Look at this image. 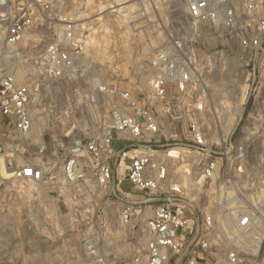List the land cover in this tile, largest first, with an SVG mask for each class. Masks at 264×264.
I'll return each instance as SVG.
<instances>
[{
  "label": "built area",
  "instance_id": "1",
  "mask_svg": "<svg viewBox=\"0 0 264 264\" xmlns=\"http://www.w3.org/2000/svg\"><path fill=\"white\" fill-rule=\"evenodd\" d=\"M50 4L0 0V172L63 209L115 198L120 223L147 234L132 264H239L241 245L263 258L264 153L250 149L264 111L210 103L195 46L171 34L125 83L105 80L82 56L84 23ZM181 8L224 30L247 65L264 59V0Z\"/></svg>",
  "mask_w": 264,
  "mask_h": 264
},
{
  "label": "rangeland",
  "instance_id": "2",
  "mask_svg": "<svg viewBox=\"0 0 264 264\" xmlns=\"http://www.w3.org/2000/svg\"><path fill=\"white\" fill-rule=\"evenodd\" d=\"M49 1L54 17L77 16L84 23L82 56L105 80L124 82L121 79L148 61L171 34L195 46L210 103L233 100L239 108L245 97L246 109L264 111V59L247 65L224 30L187 19L181 0ZM250 151L264 153V132ZM39 189L0 172V264H132L136 255L143 254L147 234L134 223H120L115 198H96L98 209H63L45 194L47 189ZM210 204L201 199L200 210L213 212ZM88 239L97 243L95 254L85 248ZM239 248V264H264V257H256L247 245Z\"/></svg>",
  "mask_w": 264,
  "mask_h": 264
},
{
  "label": "bare ground",
  "instance_id": "3",
  "mask_svg": "<svg viewBox=\"0 0 264 264\" xmlns=\"http://www.w3.org/2000/svg\"><path fill=\"white\" fill-rule=\"evenodd\" d=\"M111 7H114V6H111Z\"/></svg>",
  "mask_w": 264,
  "mask_h": 264
}]
</instances>
